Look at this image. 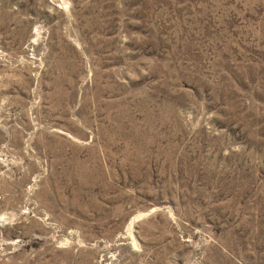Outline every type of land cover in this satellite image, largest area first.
I'll return each instance as SVG.
<instances>
[{"label":"rangeland","instance_id":"374dc122","mask_svg":"<svg viewBox=\"0 0 264 264\" xmlns=\"http://www.w3.org/2000/svg\"><path fill=\"white\" fill-rule=\"evenodd\" d=\"M0 264H264V0H0Z\"/></svg>","mask_w":264,"mask_h":264}]
</instances>
